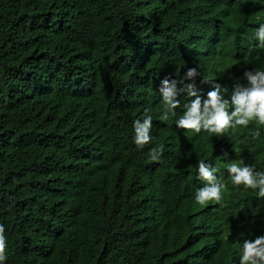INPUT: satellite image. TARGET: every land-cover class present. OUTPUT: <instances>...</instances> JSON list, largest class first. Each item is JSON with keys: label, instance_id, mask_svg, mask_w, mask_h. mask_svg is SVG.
I'll list each match as a JSON object with an SVG mask.
<instances>
[{"label": "trees", "instance_id": "1", "mask_svg": "<svg viewBox=\"0 0 264 264\" xmlns=\"http://www.w3.org/2000/svg\"><path fill=\"white\" fill-rule=\"evenodd\" d=\"M261 22L264 0H0L4 264H233L240 238L264 230V198L225 166L264 170V129H178L159 118V85L192 66L201 95L244 83L264 66ZM145 108L154 140L138 149ZM200 159L221 169L222 203L194 202Z\"/></svg>", "mask_w": 264, "mask_h": 264}, {"label": "clouds", "instance_id": "2", "mask_svg": "<svg viewBox=\"0 0 264 264\" xmlns=\"http://www.w3.org/2000/svg\"><path fill=\"white\" fill-rule=\"evenodd\" d=\"M254 39L264 47V22L258 24L253 33ZM200 75L196 66L187 67L179 79L166 75L160 80L159 94L162 101L160 120L168 121L174 118L178 129H187L200 134L222 136L237 127L248 128L251 122L256 127L250 129L253 139L261 136L264 129V66L246 68L243 71L244 83H234L229 89L218 81H206L210 89L203 95L199 94L195 78ZM188 99L182 102L181 97ZM182 107L178 114L177 108ZM141 117L132 122V143L143 149L153 142L152 121L150 109L145 108ZM164 152V145L155 144L149 150V159L158 161ZM233 187L251 189L256 198H264V170H257L252 164L243 160L233 161L225 166ZM219 166L211 160L200 159L196 162L197 179L203 181L193 193L194 202L205 204L209 201L223 202V189L226 187ZM7 236L5 225L0 223V264L7 259ZM237 259L233 264H264V230L259 233H249L235 244Z\"/></svg>", "mask_w": 264, "mask_h": 264}, {"label": "bare ground", "instance_id": "3", "mask_svg": "<svg viewBox=\"0 0 264 264\" xmlns=\"http://www.w3.org/2000/svg\"><path fill=\"white\" fill-rule=\"evenodd\" d=\"M217 51V50H216Z\"/></svg>", "mask_w": 264, "mask_h": 264}]
</instances>
